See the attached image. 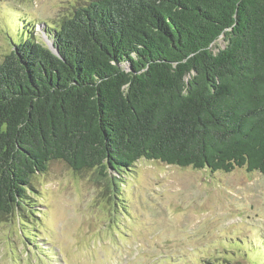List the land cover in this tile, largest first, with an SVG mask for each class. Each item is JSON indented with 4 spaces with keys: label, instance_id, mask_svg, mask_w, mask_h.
Segmentation results:
<instances>
[{
    "label": "trees",
    "instance_id": "trees-1",
    "mask_svg": "<svg viewBox=\"0 0 264 264\" xmlns=\"http://www.w3.org/2000/svg\"><path fill=\"white\" fill-rule=\"evenodd\" d=\"M50 32L0 60V222L54 162L114 205L140 160L264 179V0H84Z\"/></svg>",
    "mask_w": 264,
    "mask_h": 264
},
{
    "label": "rangeland",
    "instance_id": "rangeland-1",
    "mask_svg": "<svg viewBox=\"0 0 264 264\" xmlns=\"http://www.w3.org/2000/svg\"><path fill=\"white\" fill-rule=\"evenodd\" d=\"M83 1L0 0V60L26 32L49 47L56 22ZM93 175L61 162L36 175L25 217L0 222V264H264L259 173L140 160L118 205Z\"/></svg>",
    "mask_w": 264,
    "mask_h": 264
},
{
    "label": "water",
    "instance_id": "water-1",
    "mask_svg": "<svg viewBox=\"0 0 264 264\" xmlns=\"http://www.w3.org/2000/svg\"><path fill=\"white\" fill-rule=\"evenodd\" d=\"M53 48H54V46H53V43L51 42L49 49L52 50L55 54H57V50L53 49Z\"/></svg>",
    "mask_w": 264,
    "mask_h": 264
}]
</instances>
